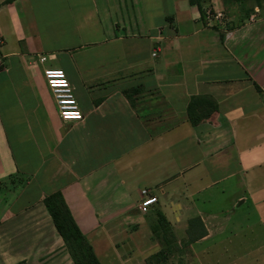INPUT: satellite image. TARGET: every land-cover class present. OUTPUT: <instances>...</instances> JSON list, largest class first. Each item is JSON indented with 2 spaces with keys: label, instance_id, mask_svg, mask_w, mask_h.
<instances>
[{
  "label": "crops",
  "instance_id": "1",
  "mask_svg": "<svg viewBox=\"0 0 264 264\" xmlns=\"http://www.w3.org/2000/svg\"><path fill=\"white\" fill-rule=\"evenodd\" d=\"M0 41V264H74L44 206L57 193L102 264H149L159 213L162 264H208L243 209L263 225L264 8L0 0ZM48 69L65 73L81 122L61 120ZM194 97L217 104L198 127ZM143 190L159 201L146 215ZM196 218L207 236L190 244Z\"/></svg>",
  "mask_w": 264,
  "mask_h": 264
},
{
  "label": "trees",
  "instance_id": "2",
  "mask_svg": "<svg viewBox=\"0 0 264 264\" xmlns=\"http://www.w3.org/2000/svg\"><path fill=\"white\" fill-rule=\"evenodd\" d=\"M14 1V0H11ZM240 12L248 19L254 8H264V0H233ZM192 5H196L203 10L206 0H190ZM128 97L130 94H127ZM217 112V104L208 97H194L191 99L188 109V121L198 127L207 122L209 118ZM44 206L52 219L54 227L64 242V246L69 253L74 264H102L97 258L92 245L78 227L70 209L68 208L62 194L57 193L48 196L44 200ZM154 236L161 239L164 249L149 260V264H162L167 260V253L171 252L172 231L165 216L161 213L157 215V221L152 228ZM187 236L189 243L193 244L207 236V231L200 218L189 222Z\"/></svg>",
  "mask_w": 264,
  "mask_h": 264
},
{
  "label": "rangeland",
  "instance_id": "3",
  "mask_svg": "<svg viewBox=\"0 0 264 264\" xmlns=\"http://www.w3.org/2000/svg\"><path fill=\"white\" fill-rule=\"evenodd\" d=\"M241 216L244 219L238 227L234 230L228 223L224 236L209 248L216 255L212 258L207 255L203 261L208 264H264V223L261 225L256 215L246 209L230 218L234 221Z\"/></svg>",
  "mask_w": 264,
  "mask_h": 264
},
{
  "label": "built area",
  "instance_id": "4",
  "mask_svg": "<svg viewBox=\"0 0 264 264\" xmlns=\"http://www.w3.org/2000/svg\"><path fill=\"white\" fill-rule=\"evenodd\" d=\"M206 17L209 22L223 20L221 15L214 16L211 12H208ZM1 45L2 42L0 41V46ZM41 62H46V58H42ZM45 78L54 97L61 120L64 123L81 122L84 116L75 98L74 90L65 73L58 69H48L45 71ZM141 195L142 201L139 206V211L146 215L151 208L158 205L159 201L150 190H143Z\"/></svg>",
  "mask_w": 264,
  "mask_h": 264
}]
</instances>
